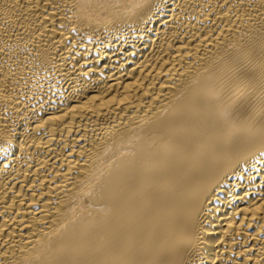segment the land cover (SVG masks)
Listing matches in <instances>:
<instances>
[{
    "label": "bare ground",
    "instance_id": "bare-ground-1",
    "mask_svg": "<svg viewBox=\"0 0 264 264\" xmlns=\"http://www.w3.org/2000/svg\"><path fill=\"white\" fill-rule=\"evenodd\" d=\"M0 264H264V0H0Z\"/></svg>",
    "mask_w": 264,
    "mask_h": 264
}]
</instances>
